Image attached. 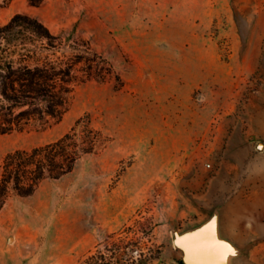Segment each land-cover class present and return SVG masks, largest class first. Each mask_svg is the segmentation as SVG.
<instances>
[{
    "label": "rangeland",
    "instance_id": "374dc122",
    "mask_svg": "<svg viewBox=\"0 0 264 264\" xmlns=\"http://www.w3.org/2000/svg\"><path fill=\"white\" fill-rule=\"evenodd\" d=\"M15 3L0 0V22ZM33 5L58 55L86 40L114 72L76 85L61 118L0 133V163L80 117L107 143L11 193L0 264H264V0Z\"/></svg>",
    "mask_w": 264,
    "mask_h": 264
},
{
    "label": "trees",
    "instance_id": "16d2710c",
    "mask_svg": "<svg viewBox=\"0 0 264 264\" xmlns=\"http://www.w3.org/2000/svg\"><path fill=\"white\" fill-rule=\"evenodd\" d=\"M29 1L36 5L41 0ZM85 42L74 47L77 52L58 55L64 45L61 33H54L38 16L17 12L0 24V133L61 118L76 85L114 72L111 62ZM106 143L103 131L89 117H80L54 141L7 153L0 163V210L11 193L33 194L42 181L70 173L84 155ZM142 255L145 260L154 257ZM91 259L88 256L81 264H90Z\"/></svg>",
    "mask_w": 264,
    "mask_h": 264
},
{
    "label": "crops",
    "instance_id": "0c3cea01",
    "mask_svg": "<svg viewBox=\"0 0 264 264\" xmlns=\"http://www.w3.org/2000/svg\"><path fill=\"white\" fill-rule=\"evenodd\" d=\"M21 1V8L19 9H14V11L11 13L10 17L8 19H6L4 22H0V24H4L6 22H8L10 20V18L17 12H26V13H30L32 15H34V12L32 11V7H34L33 4H31L30 2L26 3V0H20ZM16 0H12V3H15ZM17 3H15L16 5ZM24 7V8H22Z\"/></svg>",
    "mask_w": 264,
    "mask_h": 264
}]
</instances>
